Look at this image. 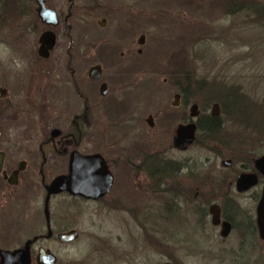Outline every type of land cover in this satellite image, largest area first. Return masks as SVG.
Instances as JSON below:
<instances>
[{
    "label": "flooded vegetation",
    "instance_id": "flooded-vegetation-1",
    "mask_svg": "<svg viewBox=\"0 0 264 264\" xmlns=\"http://www.w3.org/2000/svg\"><path fill=\"white\" fill-rule=\"evenodd\" d=\"M67 2L70 8L72 3ZM52 9L58 24L43 30L55 35L54 47L46 58L41 57L44 65L11 61L15 66L25 63L20 83L40 78L35 74H41L43 83L38 87L39 100L15 108L20 122L7 127L0 123V264H118L122 260L132 264L147 249L167 255L159 264H178L174 235L166 232L160 218L164 195L171 199L165 208L172 205L174 209V197L177 205L187 204L186 237L194 248L199 250L202 243L222 245L232 238L238 243L236 251L227 253L221 246L212 257L221 260L228 255L236 264H264V226L261 229L258 224L264 160L256 163L264 155V146L259 148L251 134L240 135L222 141V155L203 145L210 155L175 161L174 148L186 152L196 144L198 127L223 125L217 98L206 94L204 107L189 92L174 93V76L168 91L158 97L130 91L116 98L100 64L82 72L71 41L64 61L48 60L61 21V12ZM95 65L101 67L100 77L90 76ZM0 88L5 90L3 97L7 89ZM214 104L218 105L215 113ZM174 107L181 112L178 125L195 124V138L185 149L174 146ZM120 108L124 115L115 123V111ZM116 129L123 132L118 143L114 141ZM116 152L119 155L113 157ZM120 159L128 168L126 176L137 186L139 204L113 193ZM84 160H102L110 176L106 191L100 187L87 196L70 190L71 170L81 173ZM243 174L249 179L239 182ZM178 176L184 186L174 188ZM252 178L254 183L249 184ZM103 212H124L131 220L122 225L121 220L99 219ZM165 242L171 243L170 251Z\"/></svg>",
    "mask_w": 264,
    "mask_h": 264
},
{
    "label": "rangeland",
    "instance_id": "rangeland-1",
    "mask_svg": "<svg viewBox=\"0 0 264 264\" xmlns=\"http://www.w3.org/2000/svg\"><path fill=\"white\" fill-rule=\"evenodd\" d=\"M17 1L0 0V87L7 89V94L0 97V123L4 127L15 120L20 122L15 108L39 100L38 87L43 83L41 74H35L40 78L33 82L28 78L20 83L25 63L18 66L11 63L14 59L23 62L33 60L39 61L40 66L44 65V59L37 55L36 50L38 36L47 27L36 16L35 0H29L31 6L25 7V13L30 12L28 17L20 15ZM258 2L74 0L69 8L67 0H46L48 6L61 12L57 43L48 60L64 61L65 50L71 41L72 52L82 72L85 74L92 64H100L102 76L109 81L116 98H122L130 91H144L151 93L150 97H158V94L168 91L166 88L174 76V93L178 90L189 92L204 107H207L204 97L208 93L220 102L224 122L213 139L219 140L221 145L215 142L211 150L222 155L225 140L250 134L261 148L264 146V12L259 10L255 13ZM254 5L257 7H250ZM102 18L103 24L100 23ZM140 35H144L141 45L138 43ZM137 49L141 51L138 53ZM79 50H82V55L78 54ZM163 79L167 82L164 83ZM223 93L229 95L228 98ZM7 115H10L9 120ZM123 115L121 108L115 111V123ZM180 121L181 112L174 107V134ZM121 130L114 132L117 143L122 139ZM203 138L201 136L186 152L174 148V160L183 163L189 156L210 155L200 147ZM118 155L116 152L113 157ZM115 172L114 195L121 198L129 196L139 204L137 186L126 176L128 168L121 159ZM166 198L165 195L162 197L160 218L166 232L174 235L175 262L236 264L228 255L221 260L212 257L221 246L227 253L236 251L238 243L232 238L222 245L202 243L199 250L194 248L186 237L187 204L177 205L174 197V209L172 205L165 208L166 202L171 200ZM99 219L121 220L122 225L123 221L131 220L124 212H103ZM118 227L115 226V230H122ZM164 246L170 251L171 243L165 242ZM166 260L165 253L155 254L147 249L131 263L159 264ZM118 264L125 262L122 260Z\"/></svg>",
    "mask_w": 264,
    "mask_h": 264
},
{
    "label": "water",
    "instance_id": "water-1",
    "mask_svg": "<svg viewBox=\"0 0 264 264\" xmlns=\"http://www.w3.org/2000/svg\"><path fill=\"white\" fill-rule=\"evenodd\" d=\"M35 12L36 16L43 25L54 27L58 24L57 12L51 7L46 5V0H35ZM144 42V35H140L138 43L142 44ZM55 44V35L52 30L43 31L38 37V48L37 53L40 57L46 58L48 56L49 50L54 47ZM101 67L100 65H95L90 69V76L100 77ZM5 90L0 88V96L4 95ZM218 105H213V112L215 113ZM197 106L194 104L191 107V114L194 115V111ZM195 138V124H180L175 129L174 136V146L178 149H185L187 144L191 143ZM2 154L0 153V163H1ZM91 160V159H89ZM264 155L260 157L257 161H263ZM84 160L83 169L80 170H71L70 176L68 177V185L72 192H79L82 195L91 196L95 190L101 187L102 191H106L110 185V176L108 171L105 169L102 160L98 162L93 161L89 162ZM74 166V163H73ZM108 175V178L106 179ZM249 175L243 174L239 182L242 180H248ZM251 181V182H250ZM56 182V181H55ZM55 182L52 183L54 186ZM249 184L254 183V179L249 180ZM59 186V183H58ZM258 224L261 229L264 226V192L259 202L258 206ZM170 264V263H164Z\"/></svg>",
    "mask_w": 264,
    "mask_h": 264
},
{
    "label": "trees",
    "instance_id": "trees-1",
    "mask_svg": "<svg viewBox=\"0 0 264 264\" xmlns=\"http://www.w3.org/2000/svg\"><path fill=\"white\" fill-rule=\"evenodd\" d=\"M71 3H73L74 2V0H69ZM1 3V2H0ZM259 6L257 7V5L255 6L254 5V7L253 6H250L251 8H255V7H257L258 9L256 10V9H254V11H255V13H257V11H263L264 12V0H259V2L257 3ZM253 5V4H252ZM16 6H17V8H18V10H19V12H20V15H22L23 17H28V16H30V12L29 13H25V7H30L31 6V2L28 0V1H24V0H18L17 1V3H16ZM238 5H236V7H237ZM236 7H235V9H236ZM250 8V9H251ZM34 15V14H33ZM26 27V26H25ZM183 91V90H182ZM184 92H186V91H184ZM221 129V127L217 124V123H213L212 125H210L209 127H205V128H203V127H198V131H197V133H196V139H195V141L196 142H198L199 140V138L201 137V136H203L204 138L203 139H201V146H203V145H205V146H203V147H205V148H211V145H213V143H217V145L219 146V145H221V143L220 142H218V141H215L214 139H213V137H215L216 138V134H217V132H219V130ZM208 146V147H207ZM174 172H176V170H175V167H174ZM180 178V176H178L177 177V179L176 178H174V188L175 187H183L184 186V184L182 185L180 182H182V180L181 179H179ZM175 196V195H174ZM180 197L182 196V197H184V198H186L187 197V195H179Z\"/></svg>",
    "mask_w": 264,
    "mask_h": 264
}]
</instances>
